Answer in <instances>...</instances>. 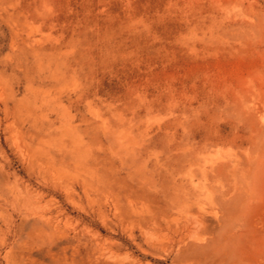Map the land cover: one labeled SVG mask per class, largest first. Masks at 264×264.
Masks as SVG:
<instances>
[{
	"label": "rangeland",
	"instance_id": "1",
	"mask_svg": "<svg viewBox=\"0 0 264 264\" xmlns=\"http://www.w3.org/2000/svg\"><path fill=\"white\" fill-rule=\"evenodd\" d=\"M0 264H264V0H0Z\"/></svg>",
	"mask_w": 264,
	"mask_h": 264
}]
</instances>
